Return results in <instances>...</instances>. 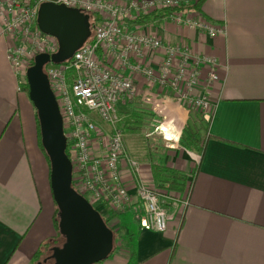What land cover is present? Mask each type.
I'll return each instance as SVG.
<instances>
[{"label": "crops", "instance_id": "0c3cea01", "mask_svg": "<svg viewBox=\"0 0 264 264\" xmlns=\"http://www.w3.org/2000/svg\"><path fill=\"white\" fill-rule=\"evenodd\" d=\"M177 1L221 26L223 34L212 37L176 25L170 9L149 12L137 23L163 44L182 45L219 63V80L209 92L213 112L201 133L210 137L199 160L181 154L169 166L193 182L185 197L181 194L168 208L164 232L141 228L134 220L133 183L120 170L131 194L122 213L132 214L133 221H124L131 239L100 264H264V0ZM6 45L0 33V264H36L35 252L55 234L54 203L34 109L5 58ZM162 57L160 50L148 52L141 62L156 68ZM205 75L200 69V76ZM132 80L135 94L117 104H129L117 110L122 138L131 136L121 130L123 119L153 114L137 110L132 100L160 88L156 79L140 73H133ZM118 217L109 222L117 223Z\"/></svg>", "mask_w": 264, "mask_h": 264}, {"label": "built area", "instance_id": "2783aa9c", "mask_svg": "<svg viewBox=\"0 0 264 264\" xmlns=\"http://www.w3.org/2000/svg\"><path fill=\"white\" fill-rule=\"evenodd\" d=\"M42 2L62 4L89 16L90 36L71 57L43 65L62 120L73 186L90 205L96 204L99 213H122L131 204V194L120 178L124 168L133 183L134 206H138L134 220L141 228L164 232L165 208L176 197L142 181L140 163L128 153L116 127V107L135 94L132 74L136 72L156 79L159 87L170 89L209 120L214 106L209 92L219 80V63L182 45L163 44L142 30L137 20L149 12L170 9V21L176 25L212 37L223 34V28L185 10L177 0H0L5 58L21 81L36 54L57 50V40L36 25ZM158 50L163 57L156 68L141 62L146 53ZM130 58L136 61L130 63ZM202 68L205 77L200 76Z\"/></svg>", "mask_w": 264, "mask_h": 264}, {"label": "water", "instance_id": "95a60500", "mask_svg": "<svg viewBox=\"0 0 264 264\" xmlns=\"http://www.w3.org/2000/svg\"><path fill=\"white\" fill-rule=\"evenodd\" d=\"M89 16L62 4L42 2L36 12L37 28L57 40L52 54L32 58L24 76L27 97L35 111L39 143L49 164L48 183L57 209V229L63 237L60 247L36 264H97L113 251V234L81 194L71 186V163L65 155L62 120L49 88L43 65L62 63L90 36Z\"/></svg>", "mask_w": 264, "mask_h": 264}, {"label": "rangeland", "instance_id": "374dc122", "mask_svg": "<svg viewBox=\"0 0 264 264\" xmlns=\"http://www.w3.org/2000/svg\"><path fill=\"white\" fill-rule=\"evenodd\" d=\"M168 96L169 98H166ZM132 106L141 109L143 112H153L151 118L153 120V125H158L160 128L157 130L161 132L164 137H167V142L164 144L166 149L163 148V139L159 133L155 130L153 135L150 137L154 138L156 143H152L151 149L153 154L147 153L148 148L146 147V141L144 139L145 133L140 135L126 136L123 133V139L128 153L134 157L141 165L147 170L145 177L142 171H140V177L142 181L148 186L162 187L161 185H156L152 183L150 176V157L149 155H154L157 153L160 162L171 166L175 164V158H180L181 154H185L186 160L194 159V155L189 149V139L188 136H199L201 135L207 119L203 117L195 108L184 102L182 99L174 95V93L168 88H157L152 91V94H144L138 99L132 100ZM129 104H120L117 106L119 109H127ZM136 110V109H135ZM148 137V138H150ZM179 155V156H178ZM194 156V157H193ZM153 157V156H152ZM155 158V157H154ZM195 161V159L193 160ZM141 166V169L143 168ZM176 199H181L180 195L174 194ZM175 201H171L165 208L168 212L170 206H174ZM96 207V204H93ZM100 213H104L101 211ZM124 213V212H122ZM118 214V222L110 223L114 232V244L118 249H122L126 242L125 235L128 234V229L124 221L130 219L133 221L132 214ZM168 216V214H167ZM40 256V260L45 257Z\"/></svg>", "mask_w": 264, "mask_h": 264}, {"label": "trees", "instance_id": "16d2710c", "mask_svg": "<svg viewBox=\"0 0 264 264\" xmlns=\"http://www.w3.org/2000/svg\"><path fill=\"white\" fill-rule=\"evenodd\" d=\"M199 1H203V0H199ZM193 7H194V5H193ZM144 18H146V17L145 16L143 18L141 17L139 21H143ZM22 83H23L22 84V90L27 94V85L25 83V79ZM33 117H34V122H35V127H36L37 144H38V147H39V149H40V151H41V153H42V155L46 161L47 168L49 171V164H48L47 157L44 154V152L40 146V143H39L37 119H36V115H35L34 110H33ZM121 124H122L121 130L125 134L140 135L141 133H145L144 139L146 138L145 139L146 147L148 148L147 153L153 154L154 151H152L150 145H152V143L153 144L156 143V141L154 138L150 137V135H153L152 133L155 132V130L157 131L160 127L158 125H156V126L153 125V120H152L150 114H149V116H146V114L142 113L140 115L135 114V115L126 117L125 119L122 120ZM158 131H157V133H159L163 139V148L166 149L164 144L167 142L168 139H167V137H164L161 132H158ZM148 137H150V138H148ZM209 137H210L209 135H205L204 133L199 135V136H196V137L192 136V135H190V137L188 136L190 152L193 155H195L198 160L202 157V153L204 150L205 143ZM65 155L69 159V154H68L67 148L65 149ZM149 157L151 159L149 169H150V176H151L152 183H154L156 185H161L162 186L161 188H163L165 191H167L173 195L174 194H178V195L182 194V196H183L185 193L187 194L190 186L192 185L193 178L187 180V176H188L187 173H184V172L179 171L175 168L166 166L165 164H163L162 162L157 160V158H158L157 153H155L154 155H149ZM197 161L195 163V166L197 165ZM71 186L74 190H76L80 194V192L73 186L72 182H71ZM91 206L94 208V206L92 204H91ZM56 214H57V209L54 205L52 221H53V228H54L55 234L49 240L43 242L40 245V247L37 249V251L35 252V254L33 256V259L35 262H37V260H39L41 255L45 256V257L47 255H49L52 247H60V245L63 242V237L59 234L58 229H57V218H56L57 216H56ZM99 214H100L103 222L110 228L109 221L115 215L110 214L109 212H104V213H99ZM112 234H113V251H114L116 249V245L114 244V232H113V230H112ZM130 236L131 235L129 234L125 238L127 242L130 241V239H131ZM113 251L110 254H112ZM100 263L101 262H99L97 264H100Z\"/></svg>", "mask_w": 264, "mask_h": 264}]
</instances>
